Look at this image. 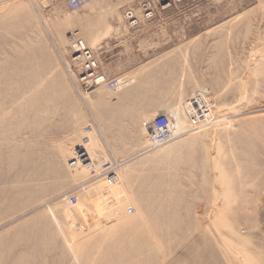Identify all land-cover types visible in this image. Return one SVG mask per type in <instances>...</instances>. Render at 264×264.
Returning <instances> with one entry per match:
<instances>
[{"label": "rangeland", "instance_id": "rangeland-1", "mask_svg": "<svg viewBox=\"0 0 264 264\" xmlns=\"http://www.w3.org/2000/svg\"><path fill=\"white\" fill-rule=\"evenodd\" d=\"M101 1L0 0V264H264V0ZM77 41L118 89L83 86Z\"/></svg>", "mask_w": 264, "mask_h": 264}, {"label": "built area", "instance_id": "built-area-1", "mask_svg": "<svg viewBox=\"0 0 264 264\" xmlns=\"http://www.w3.org/2000/svg\"><path fill=\"white\" fill-rule=\"evenodd\" d=\"M66 7L72 11L83 7L86 4L93 3L97 0H63ZM149 15V9H146ZM123 18L129 25L136 23V18L132 10H126ZM76 59L83 60L84 71L80 75V80L85 88L104 86L109 90H116L123 84V79H107L103 74L98 72V65L93 53L89 49H76ZM213 100L208 92L197 89L184 102L185 112L192 121L194 129H201L216 124V116L212 112ZM152 126L153 138L156 141L166 142L175 135L173 132V120L170 114L157 116Z\"/></svg>", "mask_w": 264, "mask_h": 264}, {"label": "bare ground", "instance_id": "bare-ground-1", "mask_svg": "<svg viewBox=\"0 0 264 264\" xmlns=\"http://www.w3.org/2000/svg\"><path fill=\"white\" fill-rule=\"evenodd\" d=\"M114 7V6H113ZM117 8V7H116ZM115 8V9H116ZM109 9V8H108ZM96 10V9H95ZM107 10V9H106ZM97 11V10H96ZM103 11V10H102ZM111 12V11H110ZM88 18H86V20L88 19L89 20V16L88 15H86ZM106 16H108V15H106ZM111 16V15H110ZM109 16V17H110ZM115 17H116V15H115ZM119 17V16H118ZM78 18H80V17H76V16H66L65 18H63L62 19V21L60 22V23H58V24H55L56 26H55V31H57V32H60V30H61V28H63L64 26H68V25H73L74 23H78V20H80V19H78ZM100 18V17H99ZM82 20V19H81ZM101 20V19H100ZM94 21V20H93ZM98 22V21H97ZM118 22V21H117ZM123 23V22H122ZM85 24H87V23H85ZM99 24V23H98ZM82 25V24H81ZM80 24L78 25V26H81ZM83 25H84V23H83ZM74 26V25H73ZM89 25H87V27H88ZM104 26V25H103ZM109 26V25H108ZM86 27V26H85ZM82 28V27H81ZM90 28V27H89ZM92 28V27H91ZM70 29V28H69ZM88 30H91V29H88ZM102 30H103V28H102ZM54 31V32H55ZM85 31V30H84ZM104 31V30H103ZM107 31V30H106ZM56 32V33H57ZM110 32V28L108 29V31L105 33H103L102 34V31H101V33H98V36L97 35H95L94 37H92L91 39H90V41H87L88 42V45H90L91 47L92 46H94L95 44H94V42L95 41H97L99 38H101L103 35H108V33ZM63 33V32H62ZM58 36V35H57ZM60 39V38H59ZM59 43V42H58ZM96 43V42H95ZM87 44V43H86ZM85 44V42H83V41H77L76 42V44L74 45V49L76 50V49H82V48H84V49H88V48H86L88 45H86ZM60 47V46H59ZM1 73H0V79H1ZM246 77V76H245ZM124 81V80H123ZM243 81V80H242ZM134 83V79H130L129 80V82H125V85L123 86V87H129V86H131L132 84ZM242 91V90H241ZM93 93V95H95V93H94V91L92 92ZM94 99V98H93ZM106 149V148H105ZM95 152V151H94ZM92 153V152H91ZM93 155H96V153H92ZM91 157V156H90ZM93 157V156H92ZM96 158V157H95ZM97 158H98V156H97ZM104 161H105V159L104 158H100V159H98V161H97V163L95 164V166H96V168L97 167H100L103 163H104Z\"/></svg>", "mask_w": 264, "mask_h": 264}, {"label": "crops", "instance_id": "crops-1", "mask_svg": "<svg viewBox=\"0 0 264 264\" xmlns=\"http://www.w3.org/2000/svg\"><path fill=\"white\" fill-rule=\"evenodd\" d=\"M94 5V4H93ZM114 6V7H113ZM99 7H101L102 9L103 8H109V10H113L112 12H118L116 9H118V7H119V5H118V3L116 2V1H111V0H107V1H101L100 3H99ZM117 7V8H116ZM116 8V9H115ZM78 17V16H77ZM86 18H88L87 16H85L84 18H78V19H80V20H78V23H74L75 25L77 24V25H81L80 27H82L81 28V30L83 31V32H87V31H89L88 29H89V27H87V25H89L90 23V20H86ZM90 18V17H89ZM115 18H117V16L115 17L114 16V19ZM82 19V20H81ZM105 22V26L104 27H102L103 28V30H102V28L100 29V31L98 32V33H101V31H102V34L105 32H107L108 31V29L110 28V25H109V23H111V21H108V20H106V21H104ZM114 22H115V20H114ZM83 23H84V25H83ZM85 23H87V24H85ZM73 24V25H74ZM109 25V26H108ZM86 26V27H85ZM85 30V31H84ZM107 30V31H106ZM96 34H92V36H89L88 37V39H86L87 41H90V39L92 38V37H94ZM104 36V35H103ZM102 36V37H103ZM130 38V37H129ZM87 48V47H86Z\"/></svg>", "mask_w": 264, "mask_h": 264}]
</instances>
